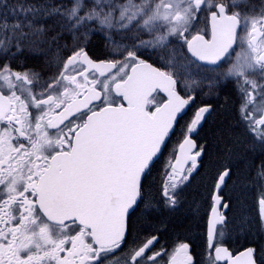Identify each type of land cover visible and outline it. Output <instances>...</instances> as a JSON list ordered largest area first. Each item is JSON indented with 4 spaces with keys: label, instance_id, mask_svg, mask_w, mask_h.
<instances>
[{
    "label": "snow or ice",
    "instance_id": "1",
    "mask_svg": "<svg viewBox=\"0 0 264 264\" xmlns=\"http://www.w3.org/2000/svg\"><path fill=\"white\" fill-rule=\"evenodd\" d=\"M97 35L102 60L88 51ZM24 53L42 59L46 76L11 67ZM0 60V264H110L121 255L123 264H264V244L234 256L224 243L232 233L264 239V3L0 0ZM228 82L243 131L213 133L199 262L190 242L171 252L160 244L164 222L134 236L135 218L180 209L207 151L195 136L216 111L210 100L183 125L172 150L180 166L163 170L159 200L149 178L197 90L218 96ZM250 186L260 189L255 215L243 208Z\"/></svg>",
    "mask_w": 264,
    "mask_h": 264
},
{
    "label": "flooded vegetation",
    "instance_id": "2",
    "mask_svg": "<svg viewBox=\"0 0 264 264\" xmlns=\"http://www.w3.org/2000/svg\"><path fill=\"white\" fill-rule=\"evenodd\" d=\"M99 40L102 44L101 57H95L90 51V47L92 44V39L88 45L89 54L97 60H102L107 58V49L105 47L104 38L100 35ZM96 37V36H95ZM149 62H152L154 58L145 57ZM14 66L12 67L14 70H25V69H33L37 72H42L41 68L27 66L28 61H39L43 64L42 59L39 57L32 56L30 54L24 53L14 58L13 60ZM0 63H3L0 60ZM46 76V75H45ZM160 96L164 95L160 93ZM196 101L189 107V109L184 114L183 118L180 121V126H178L175 130V135H172L169 144H177L178 141L181 140V130L183 125L189 121L193 117L194 111L201 106L205 101H209L214 105L216 111L212 114V116L207 120L204 124L203 128L200 130L198 136H195V140L197 144L207 143L211 141L210 138V130L214 129L216 125L219 124V121L223 115V106L224 101H231V107L228 110V117H232L233 120L231 123V128L235 129L239 134L243 131L236 124L237 119V108L239 102V94L237 92L236 85L228 82L220 89V94L218 96L206 97L200 94L199 90L196 92ZM259 114V113H258ZM169 146V150L166 152L163 160L164 167L159 169H154L153 171L159 173L157 177H153L157 183L151 186V189L156 188V192L153 194L151 192V196L155 197V199L159 200V191L161 187V182L165 179L163 175V170L167 167L168 163L172 165L175 164L178 156V149L175 151L173 158V148ZM200 159H202L203 163L199 166L194 178L189 182L187 187L184 189L182 205L180 209L175 213H168L167 211L161 212L159 214H153L151 219H146L142 215L138 214L135 218L137 221L136 224V233L134 236L139 233L141 236L146 232H156L157 226L164 222L167 227L162 228L159 232V242L164 245L169 252L178 245L180 242H190L192 246V251L194 253L195 259L199 262H206L205 256V243L204 236L202 233L206 230V215L210 214L209 204L210 199L208 198V193L212 188L213 181L211 183H206L209 178L214 177V172L217 170V160L211 164H207V155H203ZM198 173V174H197ZM232 183L229 182V186L225 189V194L228 197H231L233 201H235L236 193L232 191ZM260 193V189H257ZM253 197H247V204L254 203ZM194 207H198V215L193 211ZM255 215L254 210L251 212ZM225 246L229 248L234 256L239 254L244 250L245 244H264V239H261L259 235L255 237H247L243 234L237 235L236 233H232L230 236L226 234L224 238ZM110 264H123V256L114 257Z\"/></svg>",
    "mask_w": 264,
    "mask_h": 264
},
{
    "label": "trees",
    "instance_id": "3",
    "mask_svg": "<svg viewBox=\"0 0 264 264\" xmlns=\"http://www.w3.org/2000/svg\"><path fill=\"white\" fill-rule=\"evenodd\" d=\"M101 42L99 40V36H96L94 37V39L92 40V44H91V47H90V51L91 53L93 54V56L95 57H101L102 55V51H101ZM27 66H32V67H37V68H40L42 66V63L39 62V61H28L27 62ZM223 115L219 121V124L216 125L214 127V129L210 130V138H211V141L210 142H207V143H202V145H206L207 147V151H206V155H207V164H211L213 162L216 161V157H215V148H214V140H213V133L217 130V129H222V128H228V127H231V123L232 121L230 120H233L232 117H228L227 113H228V110L230 109L231 107V101L229 100H226L224 101V106H223ZM171 144H169L170 146ZM172 148L174 146V148L177 146V144H173L171 145ZM166 154V153H165ZM163 160H164V157L160 160V162L157 163L155 169H159V168H163L164 167V164H163ZM159 175V173L153 171L152 175L150 176L149 178V181L148 183L152 186L153 184H156L157 182L155 180H153V177H157ZM156 188H152L151 189V192L154 194L156 192L155 190Z\"/></svg>",
    "mask_w": 264,
    "mask_h": 264
},
{
    "label": "rangeland",
    "instance_id": "4",
    "mask_svg": "<svg viewBox=\"0 0 264 264\" xmlns=\"http://www.w3.org/2000/svg\"><path fill=\"white\" fill-rule=\"evenodd\" d=\"M252 3H254L255 5L259 6L261 3H264V0H252ZM13 60V59H12ZM10 61L11 63V67L14 66L13 64V61ZM41 70H42V73L44 75L47 74V70L44 68V65L42 64V66L40 67ZM216 173V171L214 172V174ZM196 173H193V176L195 175ZM215 177V175H214ZM214 177L212 178H209L208 181H206V183H211L213 180H214ZM258 188L255 187V186H250L244 193H243V208H244V211L246 212H252L254 210V212H256V209H257V201H258V198L260 196V193L259 191L257 190ZM232 191L236 194H239V189L237 188V186L232 183ZM253 197L252 199H254V203H248L247 204V197Z\"/></svg>",
    "mask_w": 264,
    "mask_h": 264
},
{
    "label": "water",
    "instance_id": "5",
    "mask_svg": "<svg viewBox=\"0 0 264 264\" xmlns=\"http://www.w3.org/2000/svg\"><path fill=\"white\" fill-rule=\"evenodd\" d=\"M163 94V93H162ZM164 95V94H163ZM181 157H180V153H178V156H177V159H180ZM176 167H179L180 165L179 164H177V160H176V162H175V164H174ZM237 255H239V254H237Z\"/></svg>",
    "mask_w": 264,
    "mask_h": 264
}]
</instances>
